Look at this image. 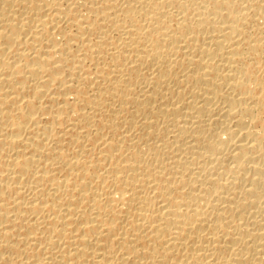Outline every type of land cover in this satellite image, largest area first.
I'll return each instance as SVG.
<instances>
[{
    "label": "bare ground",
    "instance_id": "bare-ground-1",
    "mask_svg": "<svg viewBox=\"0 0 264 264\" xmlns=\"http://www.w3.org/2000/svg\"><path fill=\"white\" fill-rule=\"evenodd\" d=\"M0 264H264V0H0Z\"/></svg>",
    "mask_w": 264,
    "mask_h": 264
}]
</instances>
